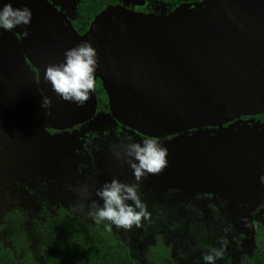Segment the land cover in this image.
<instances>
[{
  "label": "water",
  "instance_id": "1",
  "mask_svg": "<svg viewBox=\"0 0 264 264\" xmlns=\"http://www.w3.org/2000/svg\"><path fill=\"white\" fill-rule=\"evenodd\" d=\"M6 4L32 12L31 23L12 33L47 103L46 130L66 131L96 115V90L78 106L44 80L47 66L63 63L66 50L82 42L96 50L95 76L111 117L145 137L160 140L264 113V0L184 1L165 14L118 2L82 34L50 0H0V9Z\"/></svg>",
  "mask_w": 264,
  "mask_h": 264
},
{
  "label": "rangeland",
  "instance_id": "2",
  "mask_svg": "<svg viewBox=\"0 0 264 264\" xmlns=\"http://www.w3.org/2000/svg\"><path fill=\"white\" fill-rule=\"evenodd\" d=\"M76 1L53 0L70 19L74 18ZM136 1L118 0L128 7L168 12L164 5L146 0L133 6ZM44 101L18 40L12 31L0 29V217L15 205L31 217L54 204L78 212L99 198L96 191L105 182L136 183L128 161L121 163L110 155L88 156L81 151L83 131L112 123L111 115L98 114L86 128L52 135L42 126L47 108V103L42 107ZM211 134L216 136L215 142ZM176 140L159 142L168 150V166L163 173L148 175L140 182V197L144 190L175 187L186 195L202 194L215 202L225 199L239 232L244 234V243L250 247L253 213L264 203V124L234 122L212 133L200 132L194 141ZM177 211L176 217H183V211ZM190 231L188 226L183 235L172 237L170 256L176 264L182 263L180 259L191 263V249H182L176 256L181 248L178 239L190 238ZM131 239L136 249L143 250L153 235L140 227Z\"/></svg>",
  "mask_w": 264,
  "mask_h": 264
},
{
  "label": "trees",
  "instance_id": "3",
  "mask_svg": "<svg viewBox=\"0 0 264 264\" xmlns=\"http://www.w3.org/2000/svg\"><path fill=\"white\" fill-rule=\"evenodd\" d=\"M146 1L148 4L152 2L162 4L167 7V11H171L177 4L193 0ZM117 3L118 0H77L75 15L71 19L72 25L78 33L82 34L96 14L107 5ZM134 9L152 11V8L136 7ZM15 37L17 38L16 35ZM24 61L35 78L34 68L26 59ZM95 90L97 96L96 116L101 113L110 116L107 95L100 79L96 80ZM258 116L263 117L264 115L260 113ZM87 125L88 123L76 129L80 130ZM44 130L52 135L63 133ZM204 130L192 129L169 136L165 140H157L158 142L176 139L178 141L179 138H183L194 141L197 134ZM86 131H83V135L79 137L82 142L81 151L86 150L89 153L92 151L91 156L95 155V152L100 153L99 155L102 157L114 156L121 163L127 161L123 156L118 158L116 154L121 150L122 144L129 143V140L135 137L142 142L149 139L134 130L119 125L113 118L112 123L108 122L98 129ZM172 190H176L178 193L176 198L180 205L183 206L184 201V205L191 211L196 209L193 205L194 202L202 203L204 199L202 194L186 195L181 189L175 187L142 191L143 197L140 198L146 204L147 211L151 215L150 220L144 221L141 228L150 230L153 235L146 253L142 256L132 245L131 235L135 232L136 227L125 230L110 225L108 222L97 224L88 215L92 201H96L101 206L103 204L102 200L94 198L78 212L61 204H54L50 210L44 209V212L32 217L18 205L7 209L0 217V264H176L175 258L170 256V247L174 241L172 237L175 234L182 235L185 227L188 226L189 230L191 229L189 232L191 237L184 238V240H182L183 238L178 239V241L188 247L184 250L191 249V264H205L204 254L211 253L214 249L223 250V257L217 258L215 264H264V213L255 220L251 236L252 245L248 248L242 244L239 238L227 232L226 229L232 228L233 225L226 224V218L222 219L217 212L205 218V221L187 222L181 215L178 220L168 217L169 209L147 201L149 198H156V196H151L152 192L162 193V199L168 201V195L164 194ZM212 201L209 203L210 206L218 210L217 204ZM221 201L229 204L225 199L219 200V202ZM188 203L191 204L190 207ZM202 218L204 219V213ZM172 232L174 233L171 236Z\"/></svg>",
  "mask_w": 264,
  "mask_h": 264
},
{
  "label": "clouds",
  "instance_id": "4",
  "mask_svg": "<svg viewBox=\"0 0 264 264\" xmlns=\"http://www.w3.org/2000/svg\"><path fill=\"white\" fill-rule=\"evenodd\" d=\"M31 18L29 8H13L11 4H6L0 9V29L12 31L20 26H28ZM28 35L27 31L23 32L24 38ZM97 66L96 50L89 42H82L66 50L63 63L47 66L44 80L51 84L52 91L62 100L83 106L95 91ZM42 107H46V101ZM116 154L130 163L136 183L126 184L116 179L105 182L96 191L103 201L102 206L92 201L88 215L97 224L108 222L125 230L140 228L144 221L150 220L151 215L140 198V182L148 175L163 173L168 166V150L156 139L149 138L142 143L122 144ZM222 257L223 250L214 249L204 254L203 260L205 264H215L216 259Z\"/></svg>",
  "mask_w": 264,
  "mask_h": 264
},
{
  "label": "flooded vegetation",
  "instance_id": "5",
  "mask_svg": "<svg viewBox=\"0 0 264 264\" xmlns=\"http://www.w3.org/2000/svg\"><path fill=\"white\" fill-rule=\"evenodd\" d=\"M50 2H52L56 7H58L54 2H53V0H50ZM59 8V7H58ZM134 8H136V7H134ZM107 105H108V103H107ZM109 110V109H108ZM96 112H97V109H96ZM263 115H264V113H262ZM259 114H256V115H252V116H243V117H241V118H239V119H236V120H234V121H232V122H230V123H227V124H225V125H223V126H221V127H226V126H228V125H230V124H232V123H234V122H240V123H247V122H249L250 120H252V121H257V123H261L262 125L264 124V119H262V118H264V116L263 117H259L258 116ZM96 116V115H95ZM92 120V119H91ZM90 120V121H91ZM90 121H88V122H86V123H88V125L90 124ZM86 123H84V124H86ZM84 124H82V125H84ZM119 124V123H118ZM82 125H78V126H76V127H74V128H72V129H69V130H66V131H69V132H72V131H79V130H77L76 128L77 127H80V126H82ZM88 125H87V127H88ZM120 125V124H119ZM122 126V125H121ZM83 128H86V127H83ZM126 128V127H125ZM218 127H206V128H203V129H205L204 131H206V132H208V133H212V130H214V129H217ZM81 130V129H80ZM49 131H56V130H49ZM56 132H64V131H56ZM172 136V135H171ZM215 137L216 138V136L214 135V134H211V138L212 137ZM169 137V136H168ZM148 138V137H147ZM154 139V138H153ZM165 139H167V137L166 138H164V139H160V140H165ZM135 140H138V138H132V139H130L129 140V143H135ZM157 140V139H156ZM158 141V140H157ZM138 142L139 143H142V140H138ZM90 149H92V148H90ZM86 155H88V156H91V153H92V151H90V153H89V151H86V150H84L83 151ZM99 155L100 153H96L95 152V157H96V155ZM263 179H264V173H263ZM164 195H168V201H165L164 199H162V197H163V194L162 193H160V194H156V193H153L152 192V194H151V196L152 197H154V196H156V198H149L147 201L148 202H153V203H156V205H158V206H160V207H166V206H168V209H169V212H168V217H172L173 219L174 218H176L177 220H178V218H180V217H176V213L175 212H178L177 210H179V208H180V210L181 211H183L182 213L184 214L183 215V218H185L186 220H187V222H193V221H195V220H200V221H205V218H207V217H209V216H211V215H213L214 214V212H217V213H219L220 215H221V218L222 219H225L226 218V224H232L233 225V227L232 228H230V229H226L227 230V232H229V233H232L233 235H235L236 236V238H239L241 241H242V244L243 245H245V246H249V245H247L246 243H244V240H245V238H244V234L242 235V233H240L239 232V230H238V228H237V226H236V219H235V217L232 215V213H231V211H230V209H229V206H230V204H228V203H224V202H219V201H212L213 203H215V204H217V207H218V210H216V209H214V208H212L211 206H210V202H211V200L209 199V198H206V197H204V199L202 200V203H197V202H194L193 203V205H195V207H196V209H194V210H190L189 208H187L185 205H184V201H183V206H181L180 205V203H179V201H178V199L176 198V197H178V193L176 192V190H172V191H169V192H167L166 194H164ZM191 202V201H190ZM195 203H197V204H195ZM206 203H207V205H206ZM188 206L190 207L191 206V204L190 203H188ZM204 208V209H203ZM204 213V219L202 218V214ZM264 213V203H263V205H261V206H258L257 207V210H256V212H254L253 213V217H252V233H253V229H254V225H255V220L256 219H259V217H260V215L261 214H263ZM179 214V213H178ZM180 215V214H179ZM178 215V216H179ZM221 220V219H220ZM184 233V232H183ZM252 233H251V236H252ZM177 235V234H176ZM183 235V234H182ZM177 236H179V234L177 235ZM177 236H176V238H177ZM252 238V237H251ZM150 243H151V241H150ZM251 245V244H250ZM148 246V245H147ZM147 246H146V248L144 247V249L143 250H139V249H137V252H138V254L140 255V256H142V255H144L145 253H146V251H147ZM179 247H181L179 250H177V254H176V256L181 252V250L183 249H185V248H188L187 246H183L182 244L179 246ZM249 248V247H248ZM136 249V248H135ZM183 263V261H181V259H180V261H179V263ZM181 263V264H182ZM183 264H185V263H183ZM191 264V263H190Z\"/></svg>",
  "mask_w": 264,
  "mask_h": 264
}]
</instances>
